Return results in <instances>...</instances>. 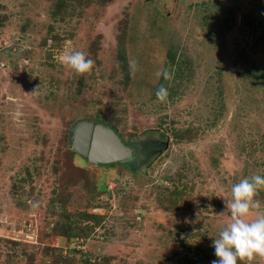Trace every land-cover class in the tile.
Here are the masks:
<instances>
[{"label": "rangeland", "instance_id": "rangeland-1", "mask_svg": "<svg viewBox=\"0 0 264 264\" xmlns=\"http://www.w3.org/2000/svg\"><path fill=\"white\" fill-rule=\"evenodd\" d=\"M263 25L264 0H0V264H211L232 185L264 175ZM84 120L134 157L76 154Z\"/></svg>", "mask_w": 264, "mask_h": 264}, {"label": "clouds", "instance_id": "clouds-1", "mask_svg": "<svg viewBox=\"0 0 264 264\" xmlns=\"http://www.w3.org/2000/svg\"><path fill=\"white\" fill-rule=\"evenodd\" d=\"M61 60L80 74L91 71L94 65V61L82 51L66 52ZM156 75L165 80L172 78L167 68L157 71ZM168 94L164 86L159 87L155 93L161 102L167 100ZM261 188H264V175L259 174L243 178L232 185V198L225 201L227 211L218 215L227 216L229 222L212 242L216 259L211 264H239L245 260L251 261L254 256H264V212H256L253 220L247 219L253 209L261 208V202L255 198Z\"/></svg>", "mask_w": 264, "mask_h": 264}, {"label": "water", "instance_id": "water-1", "mask_svg": "<svg viewBox=\"0 0 264 264\" xmlns=\"http://www.w3.org/2000/svg\"><path fill=\"white\" fill-rule=\"evenodd\" d=\"M71 145L76 154L95 165L126 162L133 156L132 149L124 145L113 129L92 120L81 121L74 127Z\"/></svg>", "mask_w": 264, "mask_h": 264}, {"label": "trees", "instance_id": "trees-1", "mask_svg": "<svg viewBox=\"0 0 264 264\" xmlns=\"http://www.w3.org/2000/svg\"><path fill=\"white\" fill-rule=\"evenodd\" d=\"M61 6H62V4H61V2H59L58 7H57V12H58V13H59V10H60ZM261 40H262V42L264 43V25L262 26ZM169 58H170V61L168 62V65H172L174 56H173L171 53H169ZM123 69H124V67H123ZM263 72H264V69H263ZM263 76H264V73H263ZM263 78H264V77H263ZM166 82H167V80H165V79L162 77L161 80H160V83H159V85H158V87H157V89H158L159 87H161V86H164V87H165L166 84H167ZM157 89H156V90H157Z\"/></svg>", "mask_w": 264, "mask_h": 264}, {"label": "flooded vegetation", "instance_id": "flooded-vegetation-1", "mask_svg": "<svg viewBox=\"0 0 264 264\" xmlns=\"http://www.w3.org/2000/svg\"><path fill=\"white\" fill-rule=\"evenodd\" d=\"M132 151H133V157H134V154H135V150H133V149H132Z\"/></svg>", "mask_w": 264, "mask_h": 264}]
</instances>
